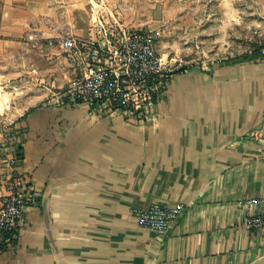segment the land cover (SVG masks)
Here are the masks:
<instances>
[{"label":"crops","instance_id":"crops-1","mask_svg":"<svg viewBox=\"0 0 264 264\" xmlns=\"http://www.w3.org/2000/svg\"><path fill=\"white\" fill-rule=\"evenodd\" d=\"M216 3L264 13V0ZM158 5L0 0V71L26 87V107L6 129L13 139L0 160V209L16 174L28 175L37 198L13 246L1 244L0 264H254L264 258V229L244 224L246 216L264 212L245 203L264 196V60H203L177 70L145 120L56 102L55 94L84 72L60 37L90 38L100 19L134 27L124 17H158ZM178 203L184 211L166 232L140 226L133 215Z\"/></svg>","mask_w":264,"mask_h":264},{"label":"built area","instance_id":"built-area-1","mask_svg":"<svg viewBox=\"0 0 264 264\" xmlns=\"http://www.w3.org/2000/svg\"><path fill=\"white\" fill-rule=\"evenodd\" d=\"M57 42L83 67V74L72 79L55 94L58 103H85L90 111L103 116L121 111L147 119L163 97L168 79L181 68L173 58L158 50L152 31L98 20L95 35L83 39L73 35ZM258 58L264 60V45ZM213 63V61H210ZM260 131V132H259ZM262 130H256L258 136ZM15 155L12 162H19ZM36 192L27 174H16L8 183V194L0 209V247L13 246L26 210L36 203ZM247 206L264 207V196L249 198ZM184 205H154L133 212L140 226L166 232L179 219ZM247 227L264 229V212L244 218Z\"/></svg>","mask_w":264,"mask_h":264},{"label":"rangeland","instance_id":"rangeland-1","mask_svg":"<svg viewBox=\"0 0 264 264\" xmlns=\"http://www.w3.org/2000/svg\"><path fill=\"white\" fill-rule=\"evenodd\" d=\"M158 2V17L124 18L132 20L134 27L152 31L158 50L173 58L177 68L203 60L239 57L264 45L261 7H221L216 0ZM25 94V86H14L0 71V160L6 157V147L13 139L6 129L14 125L26 107Z\"/></svg>","mask_w":264,"mask_h":264},{"label":"trees","instance_id":"trees-1","mask_svg":"<svg viewBox=\"0 0 264 264\" xmlns=\"http://www.w3.org/2000/svg\"><path fill=\"white\" fill-rule=\"evenodd\" d=\"M260 53L259 48L255 49L254 51H252V53H246L244 55H242L243 58H249V57H256L258 56ZM19 156H21V154H18Z\"/></svg>","mask_w":264,"mask_h":264},{"label":"water","instance_id":"water-1","mask_svg":"<svg viewBox=\"0 0 264 264\" xmlns=\"http://www.w3.org/2000/svg\"><path fill=\"white\" fill-rule=\"evenodd\" d=\"M254 264H264V258L260 259L259 261H257L256 263Z\"/></svg>","mask_w":264,"mask_h":264}]
</instances>
